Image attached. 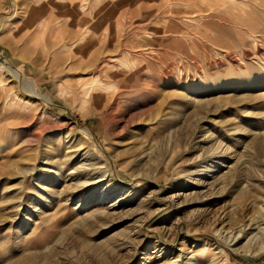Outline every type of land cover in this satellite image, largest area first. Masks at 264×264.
Here are the masks:
<instances>
[{
	"label": "rangeland",
	"instance_id": "obj_1",
	"mask_svg": "<svg viewBox=\"0 0 264 264\" xmlns=\"http://www.w3.org/2000/svg\"><path fill=\"white\" fill-rule=\"evenodd\" d=\"M0 55V264H264V0H0Z\"/></svg>",
	"mask_w": 264,
	"mask_h": 264
},
{
	"label": "bare ground",
	"instance_id": "obj_2",
	"mask_svg": "<svg viewBox=\"0 0 264 264\" xmlns=\"http://www.w3.org/2000/svg\"><path fill=\"white\" fill-rule=\"evenodd\" d=\"M230 4V3H229ZM47 27V26H46ZM68 46L67 44L65 43H62L61 41V44L58 46V49L59 50H64V49H67ZM107 51V50H106ZM110 53V52H109ZM106 55V54H104ZM111 55V54H110ZM108 57H112V56H108ZM103 58V57H102ZM107 60V59H106ZM103 61V60H102ZM105 61V60H104ZM98 63V61H96ZM108 62V61H107ZM95 63V62H94ZM93 63V64H94ZM102 63V62H101ZM58 64V63H57ZM92 64V63H91ZM107 64V63H106ZM101 65V64H100ZM73 66V63H72V59L66 57V58H63V60L61 61V64H60V69H58V71H55L54 73L51 72V70L49 71L51 73V75H53L52 79L54 80H58V77L57 76H66L68 74H70L71 72H74V71H79V73L77 74V72L75 73V76H77L78 78H82V79H86V77L88 76V73H87V70L86 68H72ZM88 66V65H87ZM90 66V65H89ZM98 67V65H91V67ZM75 67V66H74ZM91 67H87V69H90ZM106 68V67H105ZM0 70L1 71H4L7 73V75L10 76V78L15 82L16 86H17V90L18 92L20 93L18 96V98L23 99V97H26V100H28L27 102H29L30 104L32 105H36V106H39L41 109H47L50 105H52V100L49 96L47 95H44L43 94V90H41V86L40 84H38L34 79L32 78H28V77H25L23 76L18 70H16V68L10 64V62L2 57L0 55ZM54 70V69H53ZM93 70V69H92ZM95 71V70H94ZM98 71V70H97ZM106 71H108L106 69ZM106 71H104V73H106ZM89 72V70H88ZM92 73V71L90 72ZM74 74V73H73ZM102 74V73H101ZM107 74V73H106ZM105 74V75H106ZM50 75V76H51ZM100 75V74H99ZM108 75V74H107ZM71 76V75H69ZM73 76V75H72ZM102 76V75H101ZM104 76V75H103ZM67 77V76H66ZM91 77V76H90ZM97 76L94 77V79H96ZM65 78V77H64ZM107 78V77H105ZM61 79V78H59ZM88 79V78H87ZM94 79H91L90 80H94ZM78 80V79H77ZM89 80V81H90ZM104 80V79H103ZM102 80V81H103ZM62 82V81H61ZM83 82V81H82ZM116 82V81H115ZM85 84H87L86 82H84ZM90 83V82H89ZM104 83V81H103ZM106 83V82H105ZM117 84V83H116ZM121 84V83H120ZM84 85V84H83ZM81 85V86H83ZM109 86H112L111 84ZM116 86V85H115ZM118 86V85H117ZM106 87V85H105ZM126 87V86H125ZM108 88V87H107ZM121 88V87H120ZM115 88H113L114 90ZM104 90V88L102 89ZM116 90V89H115ZM124 90V88L122 89ZM17 92V91H16ZM111 92V91H110ZM109 92V93H110ZM115 92V91H114ZM112 92V93H114ZM120 92V90H119ZM117 91V93H119ZM122 92V91H121ZM127 92V91H125ZM115 93V94H117ZM116 97V96H115ZM17 98V99H18ZM26 102V103H27ZM16 105V104H15ZM27 105V104H26ZM72 113V112H71ZM42 116V115H41ZM84 132V135L89 139L91 140L96 146H97V149H99L100 151L102 150L100 145L98 144V142L95 140V138L93 137L92 135V131L89 129V128H85L83 130ZM226 152V151H225ZM224 156V155H223ZM222 158V157H221ZM87 170V169H86ZM32 172V171H31ZM206 171H204V174ZM103 175V174H102ZM110 179L108 181H106L105 183H112V186L113 187H116L118 189L122 188L124 185L117 179H114L112 175H109ZM106 178V177H105ZM137 178V177H136ZM139 179V178H137ZM203 179V177H202ZM98 181V182H97ZM191 181V180H190ZM95 182L99 183V182H103V180H96ZM199 183V182H197ZM195 183V184H197ZM205 184V183H204ZM204 184H202V182H200V185L199 186H204ZM111 186V185H109ZM217 186V185H216ZM109 188V187H108ZM108 188H105L103 191H102V194L108 189ZM204 188V187H203ZM216 188V187H215ZM244 190V189H243ZM161 191V190H160ZM164 192V190L162 191ZM242 192V191H241ZM246 192V191H244ZM212 193V192H211ZM217 193V192H216ZM106 194H104L105 196ZM200 195V194H199ZM209 195V194H208ZM218 195V194H216ZM178 197V196H177ZM175 198H176V195L174 196H171L169 197L168 199H166L167 201L164 203V204H167L169 207H175ZM200 198V197H199ZM190 202V201H189ZM163 203V202H162ZM185 203H187L184 199V202H182V204L185 205ZM253 220V219H252ZM140 229V228H139ZM220 234V233H219ZM221 235V234H220ZM221 237V236H220ZM224 240V238H223ZM227 240V239H226ZM224 242V241H223ZM222 243V242H221ZM217 244V243H216ZM219 245V244H218Z\"/></svg>",
	"mask_w": 264,
	"mask_h": 264
}]
</instances>
